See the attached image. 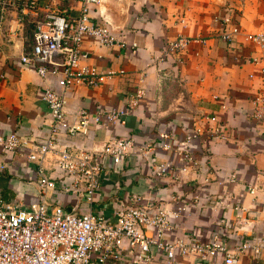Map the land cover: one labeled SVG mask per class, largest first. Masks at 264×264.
<instances>
[{"label":"crops","instance_id":"obj_1","mask_svg":"<svg viewBox=\"0 0 264 264\" xmlns=\"http://www.w3.org/2000/svg\"><path fill=\"white\" fill-rule=\"evenodd\" d=\"M34 7L18 3L8 5L0 28V133L16 132L33 138L47 136L52 123L49 106L42 99L46 86H55L52 78L41 77L36 70L20 62L30 51L33 32L48 14L59 12L67 18L81 14L79 0H35ZM94 20L108 26L116 36L114 45L102 44L86 35L82 50L88 57L81 65H96L100 71L116 74L96 87L74 84L68 90L66 114L70 119L81 109L92 115L101 109H126L130 98L141 88L145 94L134 108L126 109L121 121L91 125L87 134H60L59 143L68 148L98 149L113 136H134L139 146L160 140L161 133L175 134V148L157 149L162 161H181L178 142L187 128L207 130L216 116L230 130L228 140H208L204 133L194 144V153L203 171L191 173L172 191L171 176L155 178L153 167L145 159L123 158L111 166L106 159L100 186L89 195L77 192L72 180L58 167V154L51 152L43 162L44 172L55 178L54 188L44 198L49 205L60 204L68 210L103 214L115 221L120 202L141 195L151 206L162 205L173 211L188 204L180 216H171L167 240L197 238L207 240L218 227L235 247L245 238L264 233V122L253 130L249 114L253 96L263 89L258 64L261 56L250 34L264 31V0H101L91 6ZM238 25L233 40L222 37L225 30ZM180 36L190 41L182 51L183 61L174 74L160 78L154 66H148L161 54L167 42ZM254 74L253 77L250 75ZM187 127V128H186ZM171 144V142H170ZM3 165L4 167H1ZM37 164L25 156L11 155L0 144V200L30 207L40 198L42 189ZM235 173L236 178L231 179ZM210 179L204 194L211 202L194 203L193 196L204 178ZM197 184V185H195ZM82 188L83 182L79 183ZM254 188L255 193L250 192ZM221 194L226 196L222 203ZM218 202V203H217ZM194 203V204H193ZM248 208L242 221L237 220L235 205ZM125 260L91 258L89 264H126ZM153 264H196L198 254L178 255L169 262L164 252L154 249ZM238 264H264L260 254L251 250L239 254Z\"/></svg>","mask_w":264,"mask_h":264},{"label":"built area","instance_id":"obj_2","mask_svg":"<svg viewBox=\"0 0 264 264\" xmlns=\"http://www.w3.org/2000/svg\"><path fill=\"white\" fill-rule=\"evenodd\" d=\"M18 1L0 0V28L4 24L8 5H16ZM79 1L82 3L80 16L67 18L59 12L48 14L33 32L30 51L20 56V62L33 67L41 77L54 79L56 85L46 86L42 91V99L48 104L52 119L47 136L39 139L16 132L0 133V144L5 151L11 155L25 156L28 161L37 164L42 189L40 198L30 207L0 200V264H89L94 257L102 262L109 257L125 260L124 250L131 256L125 261L126 264H153L154 249L164 252L169 262L175 261L178 255L195 252L198 254L196 264H238L239 254L243 251L260 254L264 249V233L245 238L235 247L229 245L218 227L212 229L205 241L197 238L167 240L166 233L171 228L170 217L184 213L188 208L187 203L170 211L162 205H148L141 195H133L129 200L120 202L116 220L110 221L103 214L68 210L60 204L49 205L46 202L44 198L48 189L55 186V178L46 174L43 167L51 152L58 154V167L73 181L77 192L83 189L92 195L99 188L106 159H109L111 166H115L121 159L132 157H145L158 181L171 176L174 184L170 189L174 191L191 173L198 175L203 171L201 162L195 156L194 144L204 133L208 140L225 141L230 137L228 126L218 122L216 116L207 117L214 122L207 130L203 131L200 126L186 127L185 138L177 146V149L181 148V161L177 164L160 160L156 152L158 148H175L172 145L175 134L171 131L161 133L159 141L141 146L134 136H113L98 149L62 147L60 134H87L91 125L100 124L104 118L107 121H121L126 109L137 106L145 94L144 88L139 89L130 98L126 109L100 108L95 115L81 109L73 119L67 116L64 108L68 101V90L74 84L96 87L116 74L113 70L102 72L96 65H81V61L88 57L82 50L86 35L109 46L114 45L117 39L106 24H101L90 15L91 6L101 0ZM22 5L34 7L36 2L22 0ZM238 31V25H234L225 30L222 37L231 41ZM248 38L258 44L261 51V56L252 58L251 62L259 65L263 89L253 96V107L249 114L253 130H257V127L260 130L264 122V31L250 34ZM189 41V38L180 36L167 42L161 54L153 58L148 66H154L160 78H169L174 74L176 65L183 61L181 53ZM235 178L236 174L232 173L231 179ZM203 180L204 185H198V191L193 196L194 203L209 198L204 194V189L210 184V179L205 177ZM80 182L84 183L82 188ZM250 192L255 193V189L251 188ZM221 197L223 200L219 203L226 200L225 195L221 194ZM210 201L216 203L214 198ZM235 209L237 220L242 221L248 208L237 204Z\"/></svg>","mask_w":264,"mask_h":264}]
</instances>
